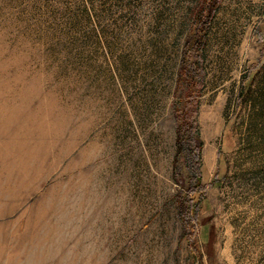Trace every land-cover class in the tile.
Masks as SVG:
<instances>
[{"label": "rangeland", "instance_id": "rangeland-1", "mask_svg": "<svg viewBox=\"0 0 264 264\" xmlns=\"http://www.w3.org/2000/svg\"><path fill=\"white\" fill-rule=\"evenodd\" d=\"M200 2L0 0V245L21 262L264 264V0L216 7L183 208L171 105Z\"/></svg>", "mask_w": 264, "mask_h": 264}, {"label": "trees", "instance_id": "trees-1", "mask_svg": "<svg viewBox=\"0 0 264 264\" xmlns=\"http://www.w3.org/2000/svg\"><path fill=\"white\" fill-rule=\"evenodd\" d=\"M223 0H201L198 6L190 12L192 29L185 37L179 66L176 72L175 91L182 90V107L172 102L171 112L175 126V160L181 153H185L186 167L194 180L190 196L183 202V208L189 211L192 204H198L196 196L201 187L200 168L198 165L202 143L198 137L196 115L198 113V99L203 86V57L202 51L206 44L207 32L216 12V7ZM260 99L251 101L253 115L264 124V85L258 89ZM192 191V192H191ZM199 193V192H198ZM193 252L194 249L190 245Z\"/></svg>", "mask_w": 264, "mask_h": 264}, {"label": "crops", "instance_id": "crops-1", "mask_svg": "<svg viewBox=\"0 0 264 264\" xmlns=\"http://www.w3.org/2000/svg\"><path fill=\"white\" fill-rule=\"evenodd\" d=\"M0 245V264H28L27 262H21V251L19 250H6ZM8 258H10L8 260Z\"/></svg>", "mask_w": 264, "mask_h": 264}]
</instances>
